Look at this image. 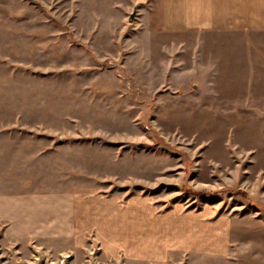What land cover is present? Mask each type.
Wrapping results in <instances>:
<instances>
[{
	"label": "rangeland",
	"instance_id": "rangeland-1",
	"mask_svg": "<svg viewBox=\"0 0 264 264\" xmlns=\"http://www.w3.org/2000/svg\"><path fill=\"white\" fill-rule=\"evenodd\" d=\"M142 5L0 0V193L32 195L26 218L0 225V264H264V88L186 86L190 41L146 38ZM60 194L149 201L180 224L199 215L229 248L111 257L72 218L35 207Z\"/></svg>",
	"mask_w": 264,
	"mask_h": 264
},
{
	"label": "crops",
	"instance_id": "crops-1",
	"mask_svg": "<svg viewBox=\"0 0 264 264\" xmlns=\"http://www.w3.org/2000/svg\"><path fill=\"white\" fill-rule=\"evenodd\" d=\"M142 1L146 38L151 41H190L185 49H191L194 56L191 66L185 69L186 86L205 85L210 94H216L215 89L221 87L225 95H235L237 89L244 88L249 97L257 95L258 88H264V0ZM183 44L185 42L177 49L183 50ZM170 50V47L166 48L167 52ZM197 50L205 53L207 64L200 59L197 63L198 59H194ZM179 62L176 60L175 66L178 67ZM178 71L179 68L175 69L176 73ZM216 71L217 76L213 75ZM20 196L0 193V225H13L26 218L24 207L32 195ZM41 198L43 200L36 201L35 207L58 210L61 215L72 218L82 233L93 232L101 250L111 257L154 263L172 259V253L183 256L200 252L225 255L229 248L221 238L225 235L223 226L215 230L218 239L213 242L208 237L211 227L204 225L201 216H193L194 221L189 225L186 219L181 220L186 224L182 225L175 211L157 217L149 201L144 203L141 199H134L123 203L117 198L84 194ZM167 218L170 224L161 226ZM195 226L207 234L191 237Z\"/></svg>",
	"mask_w": 264,
	"mask_h": 264
},
{
	"label": "water",
	"instance_id": "water-1",
	"mask_svg": "<svg viewBox=\"0 0 264 264\" xmlns=\"http://www.w3.org/2000/svg\"><path fill=\"white\" fill-rule=\"evenodd\" d=\"M136 12H137V7H135L134 9H133V11L130 13V15H129V21L130 22H132L133 20H134V18H135V15H136Z\"/></svg>",
	"mask_w": 264,
	"mask_h": 264
},
{
	"label": "trees",
	"instance_id": "trees-1",
	"mask_svg": "<svg viewBox=\"0 0 264 264\" xmlns=\"http://www.w3.org/2000/svg\"><path fill=\"white\" fill-rule=\"evenodd\" d=\"M243 194V193H242Z\"/></svg>",
	"mask_w": 264,
	"mask_h": 264
}]
</instances>
